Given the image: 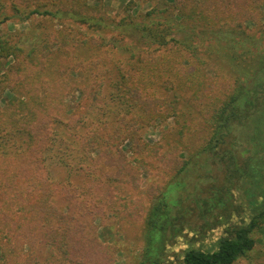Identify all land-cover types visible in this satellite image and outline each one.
Wrapping results in <instances>:
<instances>
[{"label": "rangeland", "instance_id": "obj_1", "mask_svg": "<svg viewBox=\"0 0 264 264\" xmlns=\"http://www.w3.org/2000/svg\"><path fill=\"white\" fill-rule=\"evenodd\" d=\"M127 1H105L110 22L102 30L39 19L0 24V36L11 33L22 40L23 54L46 36L52 39L53 46L49 48H59L54 56L36 54V60L35 55H23L20 65H14L11 58L0 64V76L13 66L18 82L25 77H39L43 69L54 74L44 79L57 77L60 81L55 85L27 86L22 95H11L8 99L16 102L26 93L30 97L37 95L35 107H45V114L53 113L46 119L55 143L49 152H44V157L40 156L43 161L35 176L52 185L50 204L64 215V221L52 224L46 234L39 229L36 249L24 247L23 256L30 251L33 264H183L185 251H213L229 226L246 227L262 201L264 67L259 69L258 61H264V0H184L188 2L183 16L201 17L197 16L200 23L194 42L197 47L191 55L180 47L176 51L174 46L157 52L160 58L163 56V70L170 66L179 77L177 80L163 77V87L158 83L163 97L152 99L148 105L163 110V118L152 121L143 131L146 146L156 147L154 144L163 137V148L156 147L141 158L140 154L132 155L124 144L126 150L121 155L115 150L108 156L93 154L91 160L73 161L70 169L62 167L60 158L71 160L69 154H64L66 147L69 151L72 147L77 150L82 141L96 132L104 134L108 127L99 117L102 111H107L104 94L111 83L109 72L113 63L125 59L129 55L127 49L135 52L145 48L136 41V32L129 38L115 36V25L129 13L124 12ZM154 2H137L135 10L141 20L150 18L146 14L155 7ZM156 9L160 7L157 5ZM176 26L172 37L184 42V24L177 22ZM243 32L259 42L252 55L244 52L249 41ZM228 44L238 48L235 56L232 53L224 56ZM119 50H125L124 57L119 56ZM252 71L258 72L257 76L246 81V74ZM236 73L246 89H256L259 104L241 123L230 127V133H223L225 149L212 155L200 153L215 112L233 91ZM132 87L133 94L143 96L147 92L136 77ZM59 141L64 144H56ZM4 148V153L0 148V193L23 191L26 193L23 199L33 200L40 191L32 179L28 180L31 174L16 159L11 147ZM226 149L231 150L233 163L224 164L227 161L221 159ZM169 182L170 195L175 194L180 209L174 226L177 233L169 229L163 233L161 242L159 238L153 243L148 218L158 207L159 195ZM222 191L228 194V210L204 212L201 204ZM2 196L5 198V194ZM69 196L75 198L71 203ZM19 201L18 198L15 203ZM251 237L253 249L233 264H264V225L253 231Z\"/></svg>", "mask_w": 264, "mask_h": 264}, {"label": "trees", "instance_id": "obj_2", "mask_svg": "<svg viewBox=\"0 0 264 264\" xmlns=\"http://www.w3.org/2000/svg\"><path fill=\"white\" fill-rule=\"evenodd\" d=\"M105 1L0 0V24L11 21L23 24L39 19L43 22L57 21L61 24L70 22L81 28L102 30L106 27V23L110 22V18L105 13ZM138 1L140 0L127 1L124 12L129 13H126L120 22L115 25L114 31L116 30L115 36L120 39L129 38L130 34L136 32L138 37L136 41L141 42L145 48L135 52L127 49L129 55L125 59H118L113 63L109 72L111 83L108 84L109 88L104 94L107 111L106 113L102 111L99 117L104 120L105 125H108V127L104 129V134L96 132L90 139L85 140V142L82 141L77 150L72 147L69 151V147H66L67 151L64 154H69L71 160L65 161V158H60L62 167L66 170L71 167L73 161L78 160L82 163L86 159L91 160L93 154L99 156V153L100 155L102 153L108 156L115 150V153L121 155L126 150L124 144H127V149L132 155L140 154L139 157L141 158H144L146 154L150 153V150L156 147L163 148V137L158 143L154 144L156 147L146 146L143 135L145 126H148L152 121L163 118V110H157L156 106L150 107L148 102L163 97L161 91L163 77L166 79L174 77L177 80L179 76L170 70V66H166L163 70V56L160 58L161 56L157 55V52L162 53L163 49L174 46L176 51H179L180 47L191 55L197 47L194 42L198 38L196 28L200 26L197 19L199 15L183 16V8L188 1L146 0L151 3L155 1V7L146 14L150 16L149 19L142 18L141 20L139 18L140 14L135 10ZM156 4L160 9H156ZM199 18L201 17L199 16ZM200 21L202 22V19ZM177 22L180 25L184 24L182 29L184 42L172 37L173 30L177 29ZM242 34L245 36V40L249 41H245L248 47L245 48L244 52L246 55H252V49L256 50L259 42L244 32ZM50 37L46 36L28 53L23 54V49L20 47L22 40L16 39L11 33L0 36V64L5 59L11 58L14 65H20L23 62V55H35L36 60V54L45 56L53 53L54 56V52L59 48L51 49L48 47L49 45L50 47L53 46ZM224 49V56L229 53L235 56L238 50L232 44H228ZM124 52L125 50H119V56H123ZM57 59L60 58L57 57ZM260 67L262 69L264 67L262 59L258 61V68L260 69ZM165 70L166 74H163ZM257 73L254 71L247 73L246 81L255 78ZM52 75H54L52 70L43 69L38 75L39 77H25L23 81L18 82L17 70L11 66L0 76L1 151L4 153V147H11L12 152L16 154V159L21 160L26 172L31 174L28 180L32 179L34 181H31L32 184L37 191H40L39 195H35L33 200L27 197L23 199L26 194L23 191L17 194H7V191L0 193V236L7 238L6 242L0 238V264H33L30 251L26 254V257L23 256L24 247L27 246L29 250L36 249V244L39 242L36 238L39 229L46 234L52 224H59L64 221V215L50 204L51 199L49 197L52 196V185L35 176L36 170L41 167V161H43L40 156H43L46 150L49 152L55 143L53 134L51 136L52 129L46 119L51 118L53 113L47 111V114H45V107H35L36 101L34 100L37 99V95L30 97L26 93L25 97L16 99V102L8 100L11 95H22L26 92L27 86L41 87L45 84L55 85L60 82L57 77L50 80L44 79L51 78ZM135 77L146 88L147 92L143 96L133 94L134 89L132 86ZM233 83V91L215 112L212 123L206 130L207 137L200 146V153L212 155L220 152L221 149H225L223 144L225 145L226 142L223 133H230V127L241 123L247 113L259 104L256 103L258 100L256 89H252L253 92L246 89L239 73L235 74ZM184 85H182V88ZM43 101L47 102V98H44ZM32 103L34 105L30 106ZM56 144L64 143L59 141ZM230 151L227 149L222 151L224 153L221 159L228 162H224V164L234 162L235 158L232 153L230 154ZM136 160L138 161V159ZM35 164L39 166H32ZM179 172L181 171L177 173ZM171 182L164 187L159 195L161 201L158 207L148 218L147 226L150 228L149 235L153 243L158 242L159 238V242H161L162 235L164 236L163 233H166L169 229L176 232L174 226L180 209L177 208L178 199L175 194L170 195ZM44 184L47 185L46 188ZM4 194L5 198L2 196ZM18 198L21 201L15 203ZM69 198L68 202L70 203L75 199L70 196ZM24 201L28 203L27 206ZM227 204L228 194L226 191H222L218 195L215 193L212 198L203 202L201 206L205 210L204 212L207 213L212 212V210L226 212L228 210ZM76 206L78 207V203ZM258 206L255 210V217L250 220L246 227L229 226L226 229V236L218 241L217 247L213 251L200 249L185 251L183 264H233L238 259L245 257L255 244L251 234L264 225V195ZM175 208L176 215L173 213ZM220 217L223 218V215ZM161 221H163V224H159Z\"/></svg>", "mask_w": 264, "mask_h": 264}]
</instances>
